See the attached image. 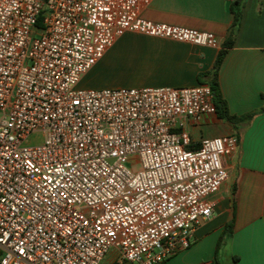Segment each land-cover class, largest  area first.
I'll return each mask as SVG.
<instances>
[{"label":"built area","instance_id":"1","mask_svg":"<svg viewBox=\"0 0 264 264\" xmlns=\"http://www.w3.org/2000/svg\"><path fill=\"white\" fill-rule=\"evenodd\" d=\"M149 1L0 0V264H160L213 216L239 136L189 147L186 119L216 113L209 83L79 86L128 31L221 46L145 19Z\"/></svg>","mask_w":264,"mask_h":264},{"label":"crops","instance_id":"2","mask_svg":"<svg viewBox=\"0 0 264 264\" xmlns=\"http://www.w3.org/2000/svg\"><path fill=\"white\" fill-rule=\"evenodd\" d=\"M231 2L150 0L141 4L140 15L145 19L212 32L220 39L221 46L128 31L107 48L79 86L95 88L98 82L93 73L95 68L127 33L132 34L133 43L145 49L147 77L117 86L105 82L103 87H182L210 83L209 73L234 20ZM218 74L229 113L237 117L254 115L235 121L221 118L217 113L186 119L183 129L190 135L189 147L198 148L205 138L232 134L239 136V146L234 154L223 157L229 176L212 196L216 202L213 216L196 225L188 247L177 250L160 264H264V0H246L239 30ZM223 247L226 257L221 260Z\"/></svg>","mask_w":264,"mask_h":264},{"label":"rangeland","instance_id":"3","mask_svg":"<svg viewBox=\"0 0 264 264\" xmlns=\"http://www.w3.org/2000/svg\"><path fill=\"white\" fill-rule=\"evenodd\" d=\"M131 33L120 37L114 47L108 51L103 60L94 70V76L97 78L95 88H101L103 83H113L117 86L119 83L138 82L147 77L146 66L148 58L142 45L131 41ZM121 36V35H120ZM43 141V134L36 133L29 139L30 144H38ZM130 165V164H129ZM134 170L140 169L139 164L133 166ZM117 254L111 252L102 264H118L115 261ZM226 257V249L223 247L221 260ZM112 259V260H111Z\"/></svg>","mask_w":264,"mask_h":264},{"label":"trees","instance_id":"4","mask_svg":"<svg viewBox=\"0 0 264 264\" xmlns=\"http://www.w3.org/2000/svg\"><path fill=\"white\" fill-rule=\"evenodd\" d=\"M245 2H246V0H232V2L230 4V9H231L232 13L234 14V20H233L232 25L229 28V35H228L227 41H225L224 45L222 46L221 50L219 51L217 59H216L215 64H214V67H213V70L209 73V75L211 77L209 84H210L212 91H213V100H214V104L216 106V113L218 114L219 117L224 118V119H228L230 121H235L238 119L243 120V119L250 118L254 115V113H248V114L242 115L240 117L231 115L228 111L226 100L224 99V97L222 95L219 80H218L219 69H220L222 61L226 55L227 49L234 43L235 36L239 30L241 20H242L243 8L245 5ZM43 18H44V16L42 13L38 18V22H37L38 27H42ZM262 110H264V108ZM190 148L195 149L193 147H190ZM231 225H232L231 223L228 224V230L230 229ZM218 247H219V244H218ZM176 253H177V251H176Z\"/></svg>","mask_w":264,"mask_h":264}]
</instances>
